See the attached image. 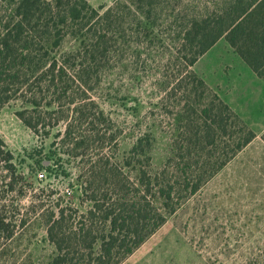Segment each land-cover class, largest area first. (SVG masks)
<instances>
[{"label":"trees","instance_id":"trees-1","mask_svg":"<svg viewBox=\"0 0 264 264\" xmlns=\"http://www.w3.org/2000/svg\"><path fill=\"white\" fill-rule=\"evenodd\" d=\"M177 1L115 0L95 6L89 0H0V109L13 99L26 101L31 107L18 115L36 132L47 127L44 113L56 114L53 126L66 120L62 145L82 163L87 210L64 204L61 196L47 207L31 200L29 208L44 217L56 248L51 264L123 263L257 135L217 93L203 100L208 85L192 66L224 36L264 77V0H215L205 6ZM164 8L186 19L176 52L185 69L167 93L181 90L187 98L180 102L178 120L184 123L170 154L155 167L149 133L138 136L122 158L97 145L105 143L110 128L100 129L104 111L94 108L88 90L103 77L122 9L153 29ZM75 85L85 87V96L77 99ZM4 146L0 136L6 162L0 175V245L27 222L26 214L18 220L8 211L25 176Z\"/></svg>","mask_w":264,"mask_h":264},{"label":"rangeland","instance_id":"rangeland-1","mask_svg":"<svg viewBox=\"0 0 264 264\" xmlns=\"http://www.w3.org/2000/svg\"><path fill=\"white\" fill-rule=\"evenodd\" d=\"M89 1L100 6L115 0ZM192 1L182 0L190 5ZM214 1L195 0L200 6ZM177 12L159 11L153 29L146 28V21L140 25L136 14L120 12L103 77L88 90L96 99L94 108L104 111L100 129L110 128L105 143L100 140L97 145L106 146L110 154L122 158L138 136L148 133L154 143L155 167L170 154L177 128L184 123L178 120L180 102L187 98L181 90L167 93L180 69H185L176 52L186 19ZM192 68L208 85L203 100L213 96L210 92L217 93L257 135L121 264H264V77L224 36ZM74 87L77 99L85 96V87ZM30 107L22 99H13L0 109L4 148L12 152L17 172L25 176L8 211L18 220L27 217L11 239H3L0 264H51L56 248L48 238L44 217L29 208L32 199L47 207L61 196L64 204L76 205L82 212L89 205L79 179L81 159L68 154L61 142L66 120L53 126L56 114L44 113L41 121L47 127L36 132L18 115ZM3 157L0 153V175L5 172Z\"/></svg>","mask_w":264,"mask_h":264}]
</instances>
